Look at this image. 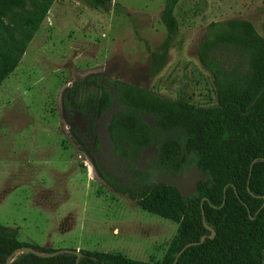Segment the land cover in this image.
<instances>
[{
  "label": "trees",
  "instance_id": "obj_1",
  "mask_svg": "<svg viewBox=\"0 0 264 264\" xmlns=\"http://www.w3.org/2000/svg\"><path fill=\"white\" fill-rule=\"evenodd\" d=\"M54 0H0V84L18 65ZM94 8L123 7L112 0H84ZM179 0H164L159 18L167 36L151 51L147 76L164 66L179 23ZM246 58L227 63L220 49ZM200 63L211 73L217 105L201 107L163 98L146 87L103 75L96 86L66 88L62 107L75 140L93 168L114 191L149 213L178 224L160 262L113 252L64 249L22 241L16 228L0 223V264H264V37L242 18L210 22L197 45ZM76 115L83 125L75 122ZM154 160L138 166L145 149ZM198 166L206 179L193 195L158 183ZM72 250V249H70ZM181 251L179 256L177 253Z\"/></svg>",
  "mask_w": 264,
  "mask_h": 264
},
{
  "label": "rangeland",
  "instance_id": "obj_2",
  "mask_svg": "<svg viewBox=\"0 0 264 264\" xmlns=\"http://www.w3.org/2000/svg\"><path fill=\"white\" fill-rule=\"evenodd\" d=\"M112 2L124 10L54 0L0 84V223L16 228L20 240L44 247L160 262L178 224L142 210L102 181L65 120L63 94L76 83L93 90L87 78L103 75L163 98L216 106L213 78L197 57V45L210 22L229 18L249 20L264 37V0H179L178 34L151 77V51L167 36L159 18L164 0ZM218 55L229 64L246 58L233 48ZM75 122L81 126L83 118L76 115ZM155 150L143 151L140 168L154 160Z\"/></svg>",
  "mask_w": 264,
  "mask_h": 264
},
{
  "label": "water",
  "instance_id": "obj_3",
  "mask_svg": "<svg viewBox=\"0 0 264 264\" xmlns=\"http://www.w3.org/2000/svg\"><path fill=\"white\" fill-rule=\"evenodd\" d=\"M206 179V176L202 173L200 168L196 165L186 169L184 171L183 175L177 174V175H163L159 176L157 181L158 183H164L167 185H171L175 187L183 197H187L190 195H193L196 192L197 185L200 181H203ZM24 251H32L30 248H22ZM65 251H70L75 253L77 256H80V252L78 250H70V249H64ZM20 251V250H19ZM181 251L177 253V256ZM18 254V251L15 252L13 255L9 256L5 262V264H9L11 260L14 259L15 255ZM176 259L173 261L172 264H175Z\"/></svg>",
  "mask_w": 264,
  "mask_h": 264
}]
</instances>
